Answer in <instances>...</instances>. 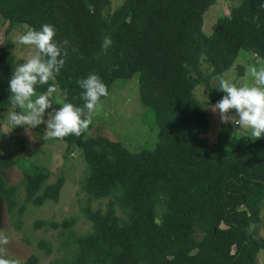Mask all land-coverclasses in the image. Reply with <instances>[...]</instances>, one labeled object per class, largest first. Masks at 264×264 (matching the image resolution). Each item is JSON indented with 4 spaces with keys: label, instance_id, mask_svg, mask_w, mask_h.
I'll return each mask as SVG.
<instances>
[{
    "label": "trees",
    "instance_id": "trees-1",
    "mask_svg": "<svg viewBox=\"0 0 264 264\" xmlns=\"http://www.w3.org/2000/svg\"><path fill=\"white\" fill-rule=\"evenodd\" d=\"M215 1L123 0L109 11L110 0H0L4 35L16 23L36 30L50 24L57 42L68 41L64 67L49 81L63 103L83 107L77 81L90 73L101 77L108 93L117 78L127 82L137 74L139 101L157 125L154 146L137 151L105 135L85 136L87 131L57 139L82 151V187L90 198L107 201L103 210L82 208L92 229L75 238L70 258L54 264H257L264 246L258 235L264 137H235L229 122L209 143L208 114L194 89L204 86L215 105L225 93L211 79L229 70L239 51L264 60V0L237 1L205 34L203 14ZM105 36L112 45L98 55ZM12 47L11 40L0 42V113L9 106L21 111L9 99ZM236 67L242 75L244 67ZM13 166L22 178L8 183L3 171ZM48 176L46 167L10 158L0 147V201L7 213L20 216L27 203L57 202L64 178L46 183ZM75 221L39 219L34 227L69 229ZM38 245L50 253L46 241ZM37 262L31 254L22 264Z\"/></svg>",
    "mask_w": 264,
    "mask_h": 264
},
{
    "label": "rangeland",
    "instance_id": "rangeland-1",
    "mask_svg": "<svg viewBox=\"0 0 264 264\" xmlns=\"http://www.w3.org/2000/svg\"><path fill=\"white\" fill-rule=\"evenodd\" d=\"M123 0H110L109 11H112ZM239 0H216L203 14L202 30L205 34H210L214 28L216 19L220 14H227L231 5ZM7 22H4L0 15V42L3 39L11 40L13 47L11 52L14 55L13 66L10 78L15 67L23 64L36 51L33 45H22L17 43V38L24 34L29 28L25 23H16L10 31L4 35ZM238 64L244 67L242 75H238ZM250 65L264 67V60L257 57L250 51H239L233 66L220 75L211 79L212 85L216 87L219 79L223 78L240 85L251 86L254 81L249 75ZM204 69L206 64L202 63ZM137 74H134L129 81L117 78L110 88L109 95L102 99L101 110L93 116L92 126L87 130L85 136L105 135L108 138L120 141L131 151L140 148H151L157 139V125L152 110L140 103L138 98ZM58 89V88H57ZM37 95L43 94L36 92ZM195 97L208 114L209 130L206 139L209 143L215 140L216 134L222 123L219 112H213V103L210 102L207 90L202 85H197L194 89ZM57 99L61 103V93L58 89ZM61 107L54 103L52 108L46 110L45 120L48 113ZM14 111L12 106L6 107L0 113V147L3 153L10 158L21 157L26 164H35L46 167L49 176L46 183L54 182L59 176H63V185L59 192L57 202L45 201L39 206L27 203L24 205L22 214H9L0 201V232L9 238L6 247L7 258L16 259L22 264L31 254L38 258L37 264H54L61 262L65 257L70 258L72 251L76 248L74 240L80 235L91 231L92 223L88 220L82 208L89 205L92 209H104L107 198H90L83 189L82 183L87 175V165L83 158L82 151L76 147L67 145L57 139H43L46 124L42 123L37 127L15 126L9 120L10 113ZM235 115V111L232 112ZM233 136H245V130L234 124ZM3 176L8 183L19 182L22 178V171L13 166L3 171ZM24 194L21 193L23 202ZM75 217V223L64 229L59 226L34 227V221L39 219L60 222L63 219ZM19 221V222H18ZM258 235L264 241V203L260 212L258 223ZM39 240L47 242L50 253L47 254L45 248L38 245ZM257 264H264V246L257 255Z\"/></svg>",
    "mask_w": 264,
    "mask_h": 264
},
{
    "label": "clouds",
    "instance_id": "clouds-1",
    "mask_svg": "<svg viewBox=\"0 0 264 264\" xmlns=\"http://www.w3.org/2000/svg\"><path fill=\"white\" fill-rule=\"evenodd\" d=\"M260 7L264 9V3ZM258 20V16L253 17L254 22ZM55 36L56 30L50 24L42 25L39 30L29 27L20 35L17 43L33 45L36 51L25 63L15 67L9 81V99L21 110L10 113L11 124L13 127L23 125L33 128L45 123V140L63 139L69 135L81 136L89 129L93 116L101 110V97L109 95L107 85L101 77L90 73L77 81L84 90L81 97L84 100L83 107L70 102L61 103L57 99L58 89L55 84H49V81L55 80L64 67L68 54L65 45L68 41L57 42ZM111 45V37L105 36L98 55L106 54ZM248 72L254 81L251 86H238L229 80L219 79L216 89L225 95L212 106V111L219 112L222 123L238 125L245 130V136L255 140L264 137V67L250 65ZM45 84H49L46 92L37 95L36 87ZM63 94L67 97V90ZM54 103L61 107L48 113L45 120L46 110L52 108ZM233 110L235 115L231 114ZM8 244L9 238L0 232V264H19L18 260L7 258L5 246Z\"/></svg>",
    "mask_w": 264,
    "mask_h": 264
}]
</instances>
